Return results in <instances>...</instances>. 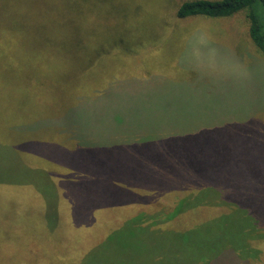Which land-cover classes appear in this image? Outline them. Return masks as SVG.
Returning <instances> with one entry per match:
<instances>
[{"label": "rangeland", "instance_id": "374dc122", "mask_svg": "<svg viewBox=\"0 0 264 264\" xmlns=\"http://www.w3.org/2000/svg\"><path fill=\"white\" fill-rule=\"evenodd\" d=\"M181 1L84 0L82 9L59 14L53 25L51 5L44 19L34 21L35 13L24 8L13 13L18 16L14 22L5 18L0 5V264H85L86 253L119 221L141 210L149 213L139 206L132 213L133 206L142 195L162 192L161 174L172 179L167 174L175 159L172 150L176 156L182 148L199 145L197 156H212L207 151L220 141L219 156L201 173L193 160L187 161L192 167L188 187L207 197L215 192L203 190L204 180L212 183L216 174L226 175L221 181L238 197H252L254 186L264 189V57L247 33L245 13L178 18L175 11ZM21 25L27 30L24 36L16 29L4 32L5 26ZM85 100L91 106H85ZM140 105L145 106L140 110ZM78 110L83 112L78 115ZM77 115L81 133L85 129V136L118 146L117 154L122 151L126 163L116 160L130 168L128 179L121 181L123 172L110 177L130 186V204L108 189L95 203L92 197L89 205L71 199L69 176L78 181L86 171L78 164V173L70 174L63 166L71 161L67 153L79 157L89 149L78 136ZM58 117L60 125L51 123ZM90 119L98 127L94 135L88 133ZM121 125L129 132L120 142L107 144ZM40 141L41 149L34 147ZM47 150H52L51 157ZM155 151L161 156L149 159ZM22 167L49 176L57 196H37L38 182L16 184ZM109 189L115 193L120 187ZM160 203L163 210L152 219H161L163 232L155 236L161 245L146 246L144 240L132 238L129 264H264V222L262 236L249 239L260 256L241 258L231 250L221 253V237L204 230L209 226L203 222L229 210V205H201L171 218L176 200ZM152 219L147 223H156ZM200 222L204 225L191 228ZM191 229L206 236L204 245L179 232ZM180 237L187 239L178 241ZM108 251L114 253L113 261L120 256L115 264H128L121 250Z\"/></svg>", "mask_w": 264, "mask_h": 264}, {"label": "trees", "instance_id": "16d2710c", "mask_svg": "<svg viewBox=\"0 0 264 264\" xmlns=\"http://www.w3.org/2000/svg\"><path fill=\"white\" fill-rule=\"evenodd\" d=\"M46 1H48L50 4H48ZM83 3L84 0H0V5L4 8L5 18L7 16H10L11 19H16V17L18 18V16L13 13L19 10H24V8H27L28 10H31L33 13H35L33 17L34 21L44 19L46 18L47 11L51 5L52 10L48 14L49 19H51V25H53V23L55 24L59 14L69 12V10L74 9L75 7H79L82 9L83 6L81 5ZM54 8H59V10L57 12H53ZM240 10L245 13V16L247 18V33L251 41L264 57V0H183L179 2V5L177 6V9L175 11V15L178 18H185L195 15H203L207 17H225L230 16ZM15 19H13L12 21L14 22ZM22 25L21 29L8 28V26H5L4 32L6 35H9L12 33L13 29H16L17 35L24 36L27 33V30H23ZM33 33H37V30ZM33 33H30L25 37L32 36ZM47 34H49V31L47 32ZM6 48H9V46L7 45ZM38 70H40V67H38ZM86 105L91 106L87 100H85V106ZM102 105L99 106L102 107ZM143 106L145 105H140V110ZM137 108L138 105H136L134 108V115L136 114ZM82 112L83 111L78 110V115ZM78 115L76 119L79 132L78 136L83 141L84 145H89V149L80 152L79 157L67 153V156L69 157V159H71V161H69V166H63H67L70 169V174L74 175V173H78L79 169H75L78 164H82L83 170L86 171V174L81 175V177L83 178H78V181L73 179V177L75 176H69L70 180H67V183L70 189L71 199H77L89 205L91 203L92 197H94L93 201L95 203L97 199H102V196L108 189V193H110L111 195H118L124 198L122 201L123 203L130 204L131 201L128 199V197H130L132 193L127 190V188H129L130 186L127 184H116L110 177L111 174L123 172L125 178L121 181L124 182L128 179L126 176H128V169L130 168L128 167V165H122L118 163V161L126 163V160L121 157L122 151L117 154L116 148L118 146L109 147L107 145L101 144L95 136H85V129L81 133L80 120L78 119ZM59 117L56 119L53 118L51 123L60 125ZM113 123L119 125V123L117 122ZM94 124L95 121L92 119L87 121L88 133H91L92 135L96 134L95 130H97L98 128ZM24 126L25 128H29L30 123ZM121 126V128H115L113 130V136L109 138L110 141L107 144L113 145L120 142L122 140V137H124V135L129 132L128 131L126 133L127 125ZM62 128L66 131H69L67 127ZM199 139L201 138L199 137ZM41 145H43L42 141H40V143L38 145H35L34 147L41 149ZM219 145L220 141L217 140L213 149L207 151L212 156H209L208 154H199V156H197L196 152L200 150L199 145H197V149L196 146L191 148H182V150L179 152V155L177 154L176 156L175 151L172 150L174 152V156H172L171 154L170 156L175 159L173 161V167L171 169L169 168L167 172L168 175L173 176L172 179L170 177L166 179V176H163L164 174H161V187L163 188H161L162 192L159 193L157 191L153 192L152 194L142 195L141 202L133 206L132 213H135L134 208L138 206L139 208L142 207V209L147 208L149 210V213L143 212L141 210L140 213H142L144 216L142 214H135L134 216H129L127 219H123L122 223L121 221H119L120 225L111 229L95 247H93L86 253V256L84 258L85 264H115L120 256L117 254L115 261H113L114 253H110L108 251L109 248H113L114 250L115 248L117 250H121L122 255L127 259V262L129 264L131 258L128 246L131 243L132 238L144 240L146 246H149L151 244L161 245V239H157L155 237L157 234L161 235V232H163L161 231V227L158 226V224L161 223V219H152L153 217L155 218L156 216L160 215L159 210H163L161 209V207H164V205H161V203L159 204L160 199H175L176 204L174 205V207L178 203V206L176 207L177 211L174 214L169 215L171 216V218L177 215L180 216L185 215L186 213L188 214L197 207H201V205H215L216 203L229 205V210L220 212L218 214V217H216L215 219L203 222L209 226L204 230L206 232L211 231L212 233H214L213 238L221 237L219 241V244L223 245V247L220 249L221 253H223L227 249L233 251L238 257L241 258H244V255L246 254L257 257L260 256V249L258 251L257 249L251 248L249 239L252 237H258V235L259 237L262 236V233H260L259 230H261V222H264V197L262 196L263 198H259L258 196L259 188L260 192L264 191L261 186H254L252 191L254 195L252 197H238L234 189L231 188L230 185L228 186L226 182L224 184L221 181L222 178L226 177V175L216 174L214 182L208 183L204 180L203 183V190L207 191L212 188L215 192V195H220L219 199L216 202L212 201V199L215 198V195L213 197H207L205 194H202L204 191L193 190L192 186L188 187V183H190L188 175H190V170L192 171V167L187 164V161L193 160V162L196 163V168L200 169L199 173H201L203 168L207 166L209 162L211 163L212 160L217 159V157L219 156ZM51 151L52 150L46 151L49 153L47 154L49 157H51ZM168 151L170 150H167L166 152L168 153ZM41 155H43V157L47 156L45 154ZM159 156H161V152L155 151V153L148 158L153 159L154 157ZM116 158L118 161L116 160ZM53 160L58 162V160L54 158ZM133 165L135 166V168L141 167V165ZM69 173L67 174V176L70 175ZM20 175L22 176L21 179L14 180L17 182L16 184H23L24 182H38V190L36 192L38 194L36 195L44 198V200L45 198H51V196H57L55 186H53V182L49 180V176L48 178H46L47 175L43 177L35 175L34 173L32 174V171L30 169L23 167L21 168ZM216 178H219V180ZM178 180H180V182H178ZM12 181L13 180L11 179L10 181H7V183ZM47 185L52 189H48ZM113 185H119L120 187V189L115 193H112L109 189ZM216 186H221L222 188L216 189ZM46 188L47 190H50V194L46 192ZM196 192L197 194L196 196H194L193 194ZM81 196H83V198H86V200H83ZM151 198H153V200H150ZM45 203L48 206L46 201ZM156 204H159L160 207L156 208ZM152 209L154 211H151ZM149 218L155 220L156 223H147V220ZM169 219L167 218V220ZM200 224L201 222L196 224L197 226L191 228H197L201 225H204ZM178 229L179 228L172 231H176ZM194 230L195 229L179 232H184L191 235L192 237H190V240H192L198 246L204 245L203 240L206 238V236H199L198 234L195 235ZM183 239L187 238L180 237L178 238V241H182ZM97 248L99 249V252ZM125 250L128 251L126 252ZM140 260L143 261L142 259Z\"/></svg>", "mask_w": 264, "mask_h": 264}]
</instances>
